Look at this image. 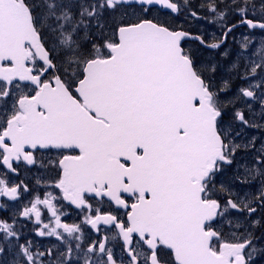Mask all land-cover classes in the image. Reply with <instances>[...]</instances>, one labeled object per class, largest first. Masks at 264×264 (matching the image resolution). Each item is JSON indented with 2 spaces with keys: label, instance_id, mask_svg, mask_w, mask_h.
Segmentation results:
<instances>
[{
  "label": "snow or ice",
  "instance_id": "snow-or-ice-1",
  "mask_svg": "<svg viewBox=\"0 0 264 264\" xmlns=\"http://www.w3.org/2000/svg\"><path fill=\"white\" fill-rule=\"evenodd\" d=\"M0 264H264V0H0Z\"/></svg>",
  "mask_w": 264,
  "mask_h": 264
},
{
  "label": "flooded vegetation",
  "instance_id": "flooded-vegetation-1",
  "mask_svg": "<svg viewBox=\"0 0 264 264\" xmlns=\"http://www.w3.org/2000/svg\"><path fill=\"white\" fill-rule=\"evenodd\" d=\"M66 219H67V222L69 223L73 222L76 219L75 213H73L72 216L67 217Z\"/></svg>",
  "mask_w": 264,
  "mask_h": 264
},
{
  "label": "rangeland",
  "instance_id": "rangeland-1",
  "mask_svg": "<svg viewBox=\"0 0 264 264\" xmlns=\"http://www.w3.org/2000/svg\"><path fill=\"white\" fill-rule=\"evenodd\" d=\"M257 39L259 40L260 38L259 37H257ZM257 136H259V134L257 133Z\"/></svg>",
  "mask_w": 264,
  "mask_h": 264
}]
</instances>
